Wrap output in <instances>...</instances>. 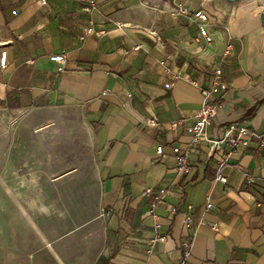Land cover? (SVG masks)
<instances>
[{"label": "crops", "instance_id": "1", "mask_svg": "<svg viewBox=\"0 0 264 264\" xmlns=\"http://www.w3.org/2000/svg\"><path fill=\"white\" fill-rule=\"evenodd\" d=\"M45 1L0 0V52L8 51L0 68V264H178L189 237L190 264H264V149L251 144L228 156L227 142L212 152L202 142L189 171L177 169L174 153L191 140L215 66L228 72V103L256 79L252 48L215 16V40L197 39L191 13L205 0ZM181 5L189 14H176ZM57 53L67 55L62 68L51 59ZM73 112L91 165L76 210L69 176L56 177L71 162L58 133L75 123Z\"/></svg>", "mask_w": 264, "mask_h": 264}, {"label": "built area", "instance_id": "2", "mask_svg": "<svg viewBox=\"0 0 264 264\" xmlns=\"http://www.w3.org/2000/svg\"><path fill=\"white\" fill-rule=\"evenodd\" d=\"M43 3H46L43 0ZM176 14H189L188 8L186 5H181L177 9ZM193 22L197 25V39L202 40L206 43H212L215 40V37L210 29V22L213 19V15L207 11L205 8H198L191 13ZM88 32H92V29H89ZM234 50V44L229 43L224 50V55H230ZM8 51L1 50L0 52V68L6 69L8 66ZM53 61L58 62L62 66L65 65L67 61V55L65 53H57L51 56ZM164 64V62H162ZM170 74L174 79L178 78L179 75L177 72L170 71ZM228 72L220 65L215 66L213 69V86L212 87H203V102L199 109H197L193 116L195 120L192 122L189 130L191 132L190 142L182 147H174L175 160L177 169L179 171H189L191 166L190 153L193 150V147H197L202 144V142H208L212 144V150L216 147H219L223 142H227L229 149L228 156L232 155L233 151L239 148L248 147L251 144L257 145L260 148L264 149V132L254 129L251 126L247 125H237L230 126L225 129L224 139L221 141L213 140L210 137V124L213 117L217 114L219 109L225 103V95L221 92V88L225 86ZM194 83H196L194 81ZM172 85L171 82L166 84L167 87ZM150 124L157 125V119L152 118ZM158 153L162 154L164 147L158 146ZM247 181L253 183L254 179L251 175H246ZM218 179L226 182L227 176L222 173V167L218 172ZM160 193H165V187H159ZM147 193L152 192V188L146 190ZM209 208H213V203L209 202L207 204ZM193 206L191 204L187 205V210L185 212V226L188 230H193L194 228V218L192 214ZM156 240L150 242V250L152 252L153 247L155 246ZM181 248L183 249V256L180 259L178 264H190L189 258L193 248V238L189 237L181 242Z\"/></svg>", "mask_w": 264, "mask_h": 264}, {"label": "water", "instance_id": "3", "mask_svg": "<svg viewBox=\"0 0 264 264\" xmlns=\"http://www.w3.org/2000/svg\"><path fill=\"white\" fill-rule=\"evenodd\" d=\"M203 8L230 23L233 33L252 48V67L257 75L234 102H225L219 109L210 124V137L223 140L230 126L259 130L264 123V0H205Z\"/></svg>", "mask_w": 264, "mask_h": 264}, {"label": "rangeland", "instance_id": "4", "mask_svg": "<svg viewBox=\"0 0 264 264\" xmlns=\"http://www.w3.org/2000/svg\"><path fill=\"white\" fill-rule=\"evenodd\" d=\"M74 114V120L75 123L72 125H66L62 124L61 130L58 133V146L59 148H63V146L66 143H69L70 147L66 149L65 155L69 156V159L71 158V162L60 165L57 171V178H62L64 175H68V182L70 187L74 190V196L72 197V204L75 208L82 203L81 197L77 195L76 192L81 187L82 179L85 175H88L90 173L91 165L89 163L90 161V149H89V143H88V134L86 129L84 128V125H82L79 121V118L76 116L75 112ZM66 113H59V117L62 119H65ZM64 121V120H63ZM76 146L79 147L76 148ZM78 156V160H76L75 157ZM74 158V162H73ZM78 161V162H77ZM65 188V183L62 185H58V190H62ZM96 197L91 195L86 198V203L89 205L90 209L96 207Z\"/></svg>", "mask_w": 264, "mask_h": 264}]
</instances>
